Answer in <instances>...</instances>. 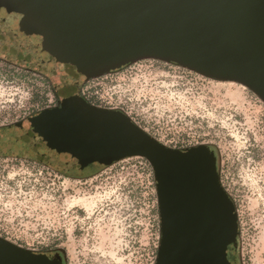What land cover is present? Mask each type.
<instances>
[{"label":"water","instance_id":"water-1","mask_svg":"<svg viewBox=\"0 0 264 264\" xmlns=\"http://www.w3.org/2000/svg\"><path fill=\"white\" fill-rule=\"evenodd\" d=\"M0 57L49 78L60 99L16 124L39 161L73 173L145 159L159 215L154 264H231L237 213L209 148H170L79 89L157 60L240 84L264 103V0H0ZM0 264L64 263L0 237Z\"/></svg>","mask_w":264,"mask_h":264},{"label":"rangeland","instance_id":"rangeland-1","mask_svg":"<svg viewBox=\"0 0 264 264\" xmlns=\"http://www.w3.org/2000/svg\"><path fill=\"white\" fill-rule=\"evenodd\" d=\"M79 95L122 112L170 148L216 145L228 192L236 174L238 236L231 264H264V105L252 92L171 63L141 60L107 80L85 82ZM59 101L49 78L0 57V127ZM40 164L0 157L1 238L53 256L60 249L64 264H154L159 215L145 159L93 163L74 178Z\"/></svg>","mask_w":264,"mask_h":264},{"label":"flooded vegetation","instance_id":"flooded-vegetation-1","mask_svg":"<svg viewBox=\"0 0 264 264\" xmlns=\"http://www.w3.org/2000/svg\"><path fill=\"white\" fill-rule=\"evenodd\" d=\"M119 70H121V69L111 71V72L105 74L104 76L114 74ZM257 99L264 105V103L258 97H257ZM263 116H264V113H263ZM263 119H264V117H263ZM16 124L17 123H15L14 125H8V126L0 127V157L5 158V159L10 158V159H14V160L31 161L33 163L42 165V164H40L42 162L39 161L37 159V157L32 154V151H31L29 144L19 137L18 132L20 129L16 127ZM204 145H206L209 148V150L214 154V156L216 158V169H217V173L219 176L220 184L223 187V189L226 191V193L228 194L230 200L232 201V203L236 209V203H235L236 200L233 196V193L235 190L234 186L236 185L235 181H234L236 174L234 172H232V177L230 178V182H229V188L231 190H230V192H228L227 189H225L223 182H222V179H221V173L223 171L221 170V167H220L221 166V158H220V151H219L218 147L216 145H213V144L212 145L204 144ZM254 146L255 145H252L253 149L251 150V152H249L250 154L257 153V151H258V149H256L257 145H256V148H254ZM80 172L81 171H74L73 173H69V172L65 171V172H62V175H67V176L74 178V175L79 174ZM236 240H237V238H236ZM231 249H232V247H230L229 254L231 255V259H229V260H230V262H233V254H232ZM53 252L55 255H57L59 257V259L61 261L63 260L62 259L63 258L62 257L63 252L60 249H57Z\"/></svg>","mask_w":264,"mask_h":264},{"label":"built area","instance_id":"built-area-1","mask_svg":"<svg viewBox=\"0 0 264 264\" xmlns=\"http://www.w3.org/2000/svg\"><path fill=\"white\" fill-rule=\"evenodd\" d=\"M109 76H112V74H111V75H106V76L103 75V76H101V77H99V78L89 80V81H87L86 83H89V82H92V83H93V82H95V81H100V80H103V79H104V80H105V79L107 80V78H108ZM82 91H83V90H82ZM87 92H88V91H87ZM81 94H82V95H86L84 91H83Z\"/></svg>","mask_w":264,"mask_h":264},{"label":"trees","instance_id":"trees-1","mask_svg":"<svg viewBox=\"0 0 264 264\" xmlns=\"http://www.w3.org/2000/svg\"><path fill=\"white\" fill-rule=\"evenodd\" d=\"M88 103H89V102H88ZM90 104H91V103H90ZM159 238H160V231H159ZM158 243H159V240H158ZM158 243H157V247H158ZM157 247H156V249H155L154 258H156ZM229 252H230V248H229V250H228V259H231V255L229 254ZM154 261H155V259H154Z\"/></svg>","mask_w":264,"mask_h":264}]
</instances>
